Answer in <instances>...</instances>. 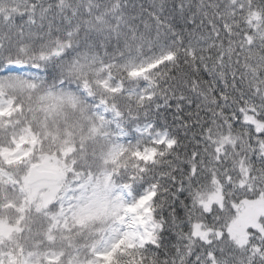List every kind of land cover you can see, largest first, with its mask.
<instances>
[{"label":"snow or ice","instance_id":"1","mask_svg":"<svg viewBox=\"0 0 264 264\" xmlns=\"http://www.w3.org/2000/svg\"><path fill=\"white\" fill-rule=\"evenodd\" d=\"M0 264H264V0H0Z\"/></svg>","mask_w":264,"mask_h":264}]
</instances>
